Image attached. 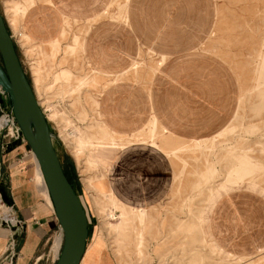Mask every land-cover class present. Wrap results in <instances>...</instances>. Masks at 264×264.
I'll return each mask as SVG.
<instances>
[{"label": "rangeland", "instance_id": "374dc122", "mask_svg": "<svg viewBox=\"0 0 264 264\" xmlns=\"http://www.w3.org/2000/svg\"><path fill=\"white\" fill-rule=\"evenodd\" d=\"M41 3L53 5L0 0V8L48 115L56 149L65 163L75 165L81 183L91 231L81 264H264V0H132L130 19L106 15L86 39L89 25L62 15L56 35H35L27 22ZM44 6L30 21L39 17L35 23L46 29L55 12ZM110 10L116 13V5ZM84 39L90 61L88 48L119 52L122 62L142 61L121 82L132 83L135 94L147 93L144 85H150L162 105L183 116L191 129L199 128L184 141L213 136L237 106L231 124L211 139L177 143L152 123L124 143L98 119V99L110 81L88 65ZM165 51L166 64L185 66L188 92L157 69L159 52ZM114 86L105 88L100 102L121 119L123 87ZM134 145L149 147L172 165L168 189L149 207L114 192L113 170L99 166L92 154ZM244 183L259 186L233 190L208 213L215 193ZM213 240L232 256L212 246Z\"/></svg>", "mask_w": 264, "mask_h": 264}, {"label": "crops", "instance_id": "0c3cea01", "mask_svg": "<svg viewBox=\"0 0 264 264\" xmlns=\"http://www.w3.org/2000/svg\"><path fill=\"white\" fill-rule=\"evenodd\" d=\"M50 1L53 5L41 3L28 17V26L39 37L48 38L56 35L60 15L73 22L89 25L85 34L86 39L90 29L104 16L128 20L133 11L132 0H75L72 4V0ZM42 5H45L43 8L55 12L54 18H51V21L47 20L46 29L39 26L40 23H35L39 17L30 21V18L39 12ZM70 5L72 8H67ZM113 5L117 7L116 13L110 10ZM44 12L41 13L42 16L47 14ZM52 23L56 24L55 27L52 26ZM85 39L84 55L86 61L92 70L109 79L110 83L105 88L115 85L111 89L115 88L116 91H120L123 87V98L121 97L118 107L119 110L120 107H123L121 109L124 111L122 118H114L117 111L108 108L106 110L101 106V96L108 94L105 88L98 99L97 113L102 126L114 135L122 137L124 143L128 137L144 132L152 123H157L158 129L165 135L177 140V143L200 142L211 139L220 135L231 124L237 106L234 108L233 115L213 136L184 141L189 135L197 134L199 128L193 127L191 129L182 121L183 116L179 113L173 114L166 104L162 105V101L157 100V95L154 90H151L150 85H144L147 93L140 91V94H135L134 89L136 87L132 83L125 82L128 80L123 81L124 83L121 82V76L131 68H135L137 64L141 65L142 61H137L136 65L135 62H122L117 59L119 52L113 55V50L105 51L101 48L94 52L91 50L92 48H90L91 51L88 48L90 61L85 53L87 51ZM152 51L155 52L153 48ZM156 53L158 52L156 51ZM159 54L161 57L157 69L162 67L159 68L162 73L164 71L169 72L166 73L169 81L176 86L184 87L188 92L187 80H185L188 74H183V71H186L185 66L181 65L174 68V64H166L168 52H159ZM169 81L166 79V82L169 83ZM179 82L180 84H178ZM197 92L199 93L198 90ZM111 98L107 102H112L113 97ZM163 102L166 103V101ZM4 104L8 105L9 102L4 101ZM7 142V138L0 136V187L4 186L7 192L5 196L9 198V201L4 200L3 194L0 192V264H55L61 249L60 243L63 239V232L55 210L49 201L48 192L38 168L37 158L27 140L23 139L10 149L7 148ZM158 143L156 144L159 146L160 143ZM92 154H94L95 159L99 160V166L108 172L109 170L114 171L111 176L118 191L132 203L140 202L145 203L148 207L151 206L162 198L173 177L170 161L149 147L134 145L133 148L126 151L119 147L118 149H104L99 153L92 151ZM245 185L253 190L259 186L254 183H244L225 187L219 194L215 193L210 199L208 213H211L217 202L225 195ZM79 196L81 197V195ZM206 210L204 215L207 213ZM209 219L208 215L203 216L204 222L209 221ZM4 220L11 222V226L3 223ZM211 244L221 253L224 252L227 256H232V253L225 252L217 241L213 240ZM56 245L57 247L60 246L58 251H55ZM88 247L87 241L86 251ZM57 252L58 255L56 256Z\"/></svg>", "mask_w": 264, "mask_h": 264}, {"label": "water", "instance_id": "95a60500", "mask_svg": "<svg viewBox=\"0 0 264 264\" xmlns=\"http://www.w3.org/2000/svg\"><path fill=\"white\" fill-rule=\"evenodd\" d=\"M0 53V88L6 92L20 127V137L8 143L7 148L25 139L38 160L63 232L55 264H81L89 238L88 214L64 171L47 115L23 68L1 8ZM0 192L4 197L5 188L0 187Z\"/></svg>", "mask_w": 264, "mask_h": 264}, {"label": "built area", "instance_id": "2783aa9c", "mask_svg": "<svg viewBox=\"0 0 264 264\" xmlns=\"http://www.w3.org/2000/svg\"><path fill=\"white\" fill-rule=\"evenodd\" d=\"M4 101H8V96L6 92L0 88V136L7 138L8 144L20 137V127L15 121L11 106L9 104L5 105ZM2 118H4L3 122L1 121ZM4 221H6L7 224H11L8 220Z\"/></svg>", "mask_w": 264, "mask_h": 264}, {"label": "trees", "instance_id": "16d2710c", "mask_svg": "<svg viewBox=\"0 0 264 264\" xmlns=\"http://www.w3.org/2000/svg\"><path fill=\"white\" fill-rule=\"evenodd\" d=\"M30 81V79H29ZM60 156V155H59ZM61 162H62V166L64 168V171L68 177V179L70 180L71 184L73 185L74 189L76 190L77 194L80 195V190H81V183L77 178V172H76V168L74 164H70V163H65L64 160H62L61 156H60ZM80 186V187H79ZM4 187V186H1ZM7 192L4 194V197L6 200L9 201ZM91 231H90V225H89V237H90Z\"/></svg>", "mask_w": 264, "mask_h": 264}, {"label": "bare ground", "instance_id": "6f19581e", "mask_svg": "<svg viewBox=\"0 0 264 264\" xmlns=\"http://www.w3.org/2000/svg\"><path fill=\"white\" fill-rule=\"evenodd\" d=\"M47 117H48V115H47ZM2 122L4 121V118H2V120H1ZM5 121H6V119H5ZM153 125L155 126V124L153 123ZM103 146H101V148H102ZM103 149H105V148H103ZM37 160V159H36ZM37 163H38V160H37ZM38 168H39V170H40V173H41V175H42V177H43V181H44V185H45V187H46V189H47V186H46V182H45V179H44V176H43V173H42V170H41V168H40V166H39V163H38ZM114 172V171H113ZM118 192V189L116 188V190H114V192ZM47 192H48V189H47ZM110 192H112V190H110ZM48 197H49V201L51 202V204H52V207H53V203H52V200H51V198H50V194H49V192H48ZM54 208V207H53ZM85 256V255H84ZM84 259V258H83ZM83 261V260H82Z\"/></svg>", "mask_w": 264, "mask_h": 264}]
</instances>
